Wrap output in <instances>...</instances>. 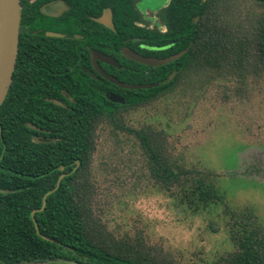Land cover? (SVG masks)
Listing matches in <instances>:
<instances>
[{
	"label": "trees",
	"instance_id": "trees-1",
	"mask_svg": "<svg viewBox=\"0 0 264 264\" xmlns=\"http://www.w3.org/2000/svg\"><path fill=\"white\" fill-rule=\"evenodd\" d=\"M170 13L173 32L168 37L174 45L167 54L192 45L179 60L154 68L143 81L159 83L158 87L130 97L121 108L109 102L101 103V108L77 103L87 114L57 107L43 96L38 101H23L19 46L13 82L0 109V189L9 191L0 194V264L59 260L173 264L142 235L118 234L109 228L107 198H101L93 171L104 128L111 131L109 137L117 146L121 133L133 136L143 151L149 182L169 193L178 205L197 211L223 202L232 248L216 264H264V228L256 216L228 208L216 187V175L184 164L170 147L165 130L135 129L126 124L124 115L181 85L191 89L223 83L247 88L252 79L264 78V0H182V9L176 4ZM108 42H113L110 34ZM66 57L59 55L63 65ZM26 123L47 129L46 136L55 140L36 142L34 137L41 134ZM61 167L74 172L33 217L45 195L57 186ZM34 220L46 239L38 234Z\"/></svg>",
	"mask_w": 264,
	"mask_h": 264
},
{
	"label": "rangeland",
	"instance_id": "rangeland-1",
	"mask_svg": "<svg viewBox=\"0 0 264 264\" xmlns=\"http://www.w3.org/2000/svg\"><path fill=\"white\" fill-rule=\"evenodd\" d=\"M168 2L148 6L158 11ZM124 115L135 129L165 130L184 164L216 175L228 208L252 212L264 228V78L252 79L247 88L181 85ZM110 134L108 128L101 131L93 160L98 192L108 202L109 228L142 235L173 264H216L232 248L223 202L197 211L178 205L149 182L143 151L133 136L121 133L117 146Z\"/></svg>",
	"mask_w": 264,
	"mask_h": 264
},
{
	"label": "flooded vegetation",
	"instance_id": "flooded-vegetation-1",
	"mask_svg": "<svg viewBox=\"0 0 264 264\" xmlns=\"http://www.w3.org/2000/svg\"><path fill=\"white\" fill-rule=\"evenodd\" d=\"M157 1L21 0L19 46L22 48L23 101H38L43 96L46 102L57 107L88 114L77 103H94V107L101 108V103L109 102L121 108L129 103L130 97L145 91L123 88L119 82L137 86L156 84L143 82L156 67L128 59L123 50L160 59L181 52L167 54L174 45L169 44L172 38L168 37L173 32L170 10L176 4L182 9V0L177 3L168 0V4L154 11L148 5ZM108 34L113 42H108ZM60 54L67 56L66 65L59 60ZM106 57L113 59L114 64L106 62ZM110 95L126 103L114 102L109 99ZM38 128L41 130H33L41 134L34 137L36 142L55 140L46 136L47 129ZM61 168L64 178L74 172Z\"/></svg>",
	"mask_w": 264,
	"mask_h": 264
},
{
	"label": "water",
	"instance_id": "water-1",
	"mask_svg": "<svg viewBox=\"0 0 264 264\" xmlns=\"http://www.w3.org/2000/svg\"><path fill=\"white\" fill-rule=\"evenodd\" d=\"M206 1V0H204ZM21 19H22V6H21V0H0V109L10 91L12 82H13V76L16 69V63L17 58L19 54V40H20V25H21ZM198 17L194 19V23L198 22ZM192 45V43H191ZM190 45V46H191ZM190 46L187 49H184L180 53L173 55L169 58H145L134 51L130 49H124L123 53L128 58L131 59L137 63L151 66V67H161L168 65L181 57H183ZM106 62L110 64H114V60L106 57ZM112 82L118 83L114 79H110ZM121 87L127 88V89H134V90H140V89H152L154 87H158L159 83L156 84H148V85H128L124 83H118ZM109 99L114 102H121L123 104L126 103L121 98H116L114 96H109ZM54 103L64 106L61 102L57 100H53ZM29 128L32 130L40 131L35 124H27ZM39 142L48 143L51 142L49 139H40ZM64 168H61L63 170ZM65 175H61V177L58 180L57 186L47 193L43 199V206L41 209L35 210L32 213V216L34 217V214L39 211H43L46 207V200L47 197L55 192L58 187L60 186L63 178ZM9 193L8 190L0 189V194H7ZM36 224V229L39 235V227L37 222L34 220ZM42 236V235H41ZM45 238L44 236H42ZM46 239V238H45ZM18 264H78L76 262H68L65 260H59L58 262H32V263H18Z\"/></svg>",
	"mask_w": 264,
	"mask_h": 264
}]
</instances>
